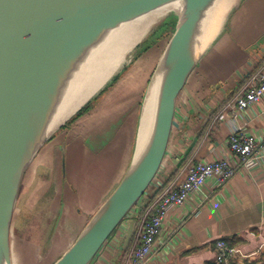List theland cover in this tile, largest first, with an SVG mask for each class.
<instances>
[{
    "label": "water",
    "instance_id": "water-1",
    "mask_svg": "<svg viewBox=\"0 0 264 264\" xmlns=\"http://www.w3.org/2000/svg\"><path fill=\"white\" fill-rule=\"evenodd\" d=\"M223 1L0 0V264H13L12 224L30 166L120 72L61 123L80 80L123 29L176 6L179 12L167 18L174 25L172 35L147 87L128 167L54 264H92L126 220L122 247L124 251L131 248L138 222L129 216L162 186L154 188L164 168L178 99L244 0L231 10L221 33L211 40ZM151 94L149 123L141 133L144 106Z\"/></svg>",
    "mask_w": 264,
    "mask_h": 264
},
{
    "label": "crops",
    "instance_id": "crops-1",
    "mask_svg": "<svg viewBox=\"0 0 264 264\" xmlns=\"http://www.w3.org/2000/svg\"><path fill=\"white\" fill-rule=\"evenodd\" d=\"M263 64L264 0H244L178 99L164 168L154 188L182 182L191 161L228 157L227 143L235 130L264 139V97L245 110L230 108ZM83 122L58 132L24 178L11 230L13 264L19 257L26 264L30 258L34 264H54L128 167L130 161L121 160L115 169L109 166L111 183L96 207L89 209L94 214L77 212V201L83 200L73 179L93 164L107 167L108 157L102 155L100 137L89 142ZM232 162L237 169L230 181L224 186L215 179L208 181L185 207L171 213L147 264H214L219 240L237 251L228 264H264V150L248 164ZM74 213L78 217L71 220ZM113 241L112 237L92 264H126L130 252L125 256L121 243Z\"/></svg>",
    "mask_w": 264,
    "mask_h": 264
},
{
    "label": "rangeland",
    "instance_id": "rangeland-1",
    "mask_svg": "<svg viewBox=\"0 0 264 264\" xmlns=\"http://www.w3.org/2000/svg\"><path fill=\"white\" fill-rule=\"evenodd\" d=\"M169 16L156 25L148 36L142 40L143 42L141 41L142 43L140 42L141 44L126 56L123 63L110 78L111 80L120 72L117 75L119 80L114 84L115 86H110L106 94L100 96V100H102L97 104L95 110L67 128L71 130L76 123L84 121L82 128L88 134L89 142L91 143L93 139L96 140L100 137L102 155L108 156L105 162L107 167L106 165L93 164L88 170L83 171L73 179L72 184L77 188L83 200L81 202L77 201V212L82 210L86 214L93 215L94 212L90 213L89 209L96 207L105 195L107 186L111 183L110 167L115 169L120 160L128 164L132 157L146 90L159 55H161L173 31V22L167 19ZM149 44H151L149 49L142 52ZM109 138L112 139V143L108 145ZM104 150L106 151L104 152ZM107 151H109L108 154H105ZM27 180L28 176L25 182ZM76 217L78 216L74 213L71 220H75ZM113 242H115V239ZM19 258H16V264H26L24 258ZM29 260L27 264L36 262L32 258Z\"/></svg>",
    "mask_w": 264,
    "mask_h": 264
},
{
    "label": "built area",
    "instance_id": "built-area-1",
    "mask_svg": "<svg viewBox=\"0 0 264 264\" xmlns=\"http://www.w3.org/2000/svg\"><path fill=\"white\" fill-rule=\"evenodd\" d=\"M264 97V64L257 68L251 75L248 85L230 107L233 110H245L253 104L259 103ZM228 157L217 158L213 161H191L186 167V175L182 182L179 179L161 186L156 193L147 197L137 206L129 219L138 222L132 249L126 264H147L154 253L156 242L162 234L168 219L174 210L181 209L188 204L189 199L200 191L205 184L216 180V184L224 186L234 176L236 165L248 164L255 155L264 150V139L258 138L242 130H235L229 141ZM126 223L116 231L113 236L115 241L123 243ZM237 257V251L225 241L216 243V258L214 264H228Z\"/></svg>",
    "mask_w": 264,
    "mask_h": 264
},
{
    "label": "bare ground",
    "instance_id": "bare-ground-1",
    "mask_svg": "<svg viewBox=\"0 0 264 264\" xmlns=\"http://www.w3.org/2000/svg\"><path fill=\"white\" fill-rule=\"evenodd\" d=\"M239 1L240 0H224L221 3L210 33L211 40L221 33L229 13L238 5ZM178 12L179 8L172 6L153 13L144 20L131 24L123 29L112 44L96 59L86 75L80 80L77 91L62 117L61 123L68 120L81 106L95 96L108 83L112 75L123 63L126 56L134 50L136 45L148 36L156 25L165 17ZM152 99L153 96L151 94L148 96L144 106L141 133L145 131L149 123Z\"/></svg>",
    "mask_w": 264,
    "mask_h": 264
},
{
    "label": "trees",
    "instance_id": "trees-1",
    "mask_svg": "<svg viewBox=\"0 0 264 264\" xmlns=\"http://www.w3.org/2000/svg\"><path fill=\"white\" fill-rule=\"evenodd\" d=\"M170 28V26H169ZM172 35V33H171ZM170 35V36H171ZM162 38V36H161ZM170 38V37H169ZM159 39V38H158ZM151 44H149L148 46H146L142 52L147 51L149 49ZM118 77L114 79V81L97 97L95 98L92 102H90L86 107H84L70 122L67 123V125L63 128V129H67L69 127H71L77 120H80L81 118L87 116L88 114H90L93 110H95L97 104L102 100H100V96L106 94L109 91L110 86L114 85L115 83H117L118 81ZM115 86V85H114ZM232 245V244H231ZM130 252V249L125 251V256H127Z\"/></svg>",
    "mask_w": 264,
    "mask_h": 264
}]
</instances>
